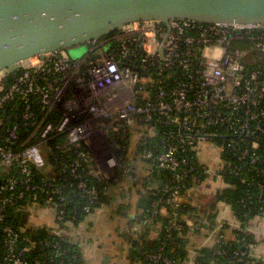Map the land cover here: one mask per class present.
Masks as SVG:
<instances>
[{"label": "built area", "instance_id": "obj_1", "mask_svg": "<svg viewBox=\"0 0 264 264\" xmlns=\"http://www.w3.org/2000/svg\"><path fill=\"white\" fill-rule=\"evenodd\" d=\"M115 31L89 42L79 58L54 50L0 69V264L74 263L75 256H68L59 242L72 221L64 219L66 196L56 180L63 174L75 178L87 200L83 211L89 213L99 194L79 172L81 162L95 164L93 174L114 181L129 172L115 155L118 147L109 143L101 118L115 121L120 140L136 135L140 146L145 144L141 158L151 160L160 175L162 195L150 199L140 225L151 224L167 204L173 208L168 233L200 232L211 235V244L222 241L218 225L207 229L204 216L177 214L193 170L191 160L182 156L187 149L199 157L205 178L226 186L228 174L243 183L251 180L264 210V183L257 179L264 175L259 167L264 162V23L174 18L168 24L132 21ZM109 40L116 52L100 51ZM154 131L160 133L157 150L146 146ZM61 133H67L69 147L80 149L83 143L88 151L76 150L69 164L56 156L58 165L52 167L45 147ZM205 146L220 147L213 166L200 161ZM252 200L247 192L241 202ZM33 211L51 212L54 226L7 223L8 217ZM41 229L57 239L39 237ZM240 254L234 253L237 260ZM142 255L150 264H171L163 246Z\"/></svg>", "mask_w": 264, "mask_h": 264}, {"label": "trees", "instance_id": "obj_2", "mask_svg": "<svg viewBox=\"0 0 264 264\" xmlns=\"http://www.w3.org/2000/svg\"><path fill=\"white\" fill-rule=\"evenodd\" d=\"M115 32H111L107 36L102 37L101 40L113 36ZM108 44H110V46H108ZM108 49H110V51L116 52V44L113 40H109L105 45H103L100 48V51L107 52ZM99 122L104 123V131H106L109 143L118 147L119 162L125 168L132 170L131 172H128L125 177L122 176L117 181H114L111 179H106L101 175L93 174V170H97V166L95 164H91L90 166V164H88L87 162H81L79 172L81 173L85 182L90 187L97 189L99 194L98 201L95 204L91 205V211L89 213H85L83 211V206L85 205L87 200L82 196L81 190L76 187L77 180L75 178L69 177L67 174L62 175L61 181L56 180L55 183L61 187L62 193L66 196V201L64 202L63 206L65 211L64 219L72 221V226L80 224L86 217L92 215L94 211H96V209L109 204V202L112 200L110 192H112L114 188L118 187L120 183H124L127 178L132 176L133 170H135L133 167H137L136 162H134L135 164H133L132 160L128 158L129 149L133 141H136L137 144L134 151H138V154H135V157H137L138 161L139 159L143 160L140 156L139 150L145 144L140 146L136 135L130 136L124 140H120L117 136L115 121L101 118ZM153 134L154 136H152L148 140V145L146 146H150L152 147V149L157 150L160 147V133L154 131ZM45 150L48 153V164L53 167L58 165V161L54 162V157L57 156L59 158V162L61 161L64 164H69L70 160L74 158L76 150L87 152L88 147L83 143L80 145V149L69 147L67 142V133H61L56 135L54 138H52V140H50L49 143H47ZM182 156L189 158L191 160V165L193 166L191 174L186 179L187 185L185 191L183 192L185 195V193L191 187H194L203 182L206 175L204 174L202 165L199 162V157L197 158L193 151L187 149L182 153ZM143 161L150 164L151 168L154 171L156 170L155 164L151 160ZM259 167L264 168V162L260 163ZM58 171L59 170L57 167L56 172ZM36 174L42 176L44 172L36 171ZM55 178L57 179V177ZM257 179H260L264 183V175L261 178ZM223 181L227 184V186L216 193L215 201H222L229 205L240 226L233 228L229 227V225L227 224L218 223L216 221V210H214V212H201L199 206L184 202L177 208V214L180 217L186 215L187 213L202 215L207 220L206 228L214 230L218 225L217 228L219 235L222 236V241L218 244H209L190 251V249L188 248V240L190 238V235L192 234H189L185 230L181 232L171 230L168 233L165 229L173 208L169 207L167 204L161 205L156 217L154 218V221L151 224L140 225L139 222L142 216L147 214L149 211L147 207L146 209L142 210L139 216H137L136 218H131L129 221V228L139 225L137 227V233L133 232V236H130L131 243L133 241L135 242L134 245L131 246L132 250L128 252V255L132 259L133 264H150V262L144 259L142 252H156L162 246L163 254L171 262V264H190L188 262L192 258L193 259L191 264H264V260L253 255L252 249L254 245H256V242L245 229V224H247L251 219L264 215V210L259 209V204L257 202V187L252 185L251 180V184L243 183L237 177L229 174L224 176ZM161 189L162 184L157 178L156 186L152 191L151 198L154 199L162 195ZM247 192H250L253 195L252 202H241V200L245 198ZM261 196H264V194ZM23 204L24 203H22L21 205ZM120 209L124 210L122 207ZM72 217H74V219H72ZM6 220L7 223L13 224L14 226L18 227L20 225H25L26 216H22V213H20L18 218H16V216H14V219H10L8 217ZM67 227L69 226H66L65 228ZM153 232H155V236H151ZM167 234H169V236ZM193 234L199 235L201 233L195 232ZM38 235L39 237L47 238L51 241L57 239L50 233L48 229L39 230ZM140 236H142V238H140ZM209 237H211V235H209ZM59 242L63 248H66L69 251L68 256H75L73 264H83L82 254L77 244L70 241L68 237H65V239L60 240ZM217 250L221 252L220 255L216 254ZM236 251L241 253L240 260H237V256H234V253ZM47 252H49V255H51V251ZM52 258L54 261H56L57 259L56 255H54Z\"/></svg>", "mask_w": 264, "mask_h": 264}, {"label": "water", "instance_id": "obj_3", "mask_svg": "<svg viewBox=\"0 0 264 264\" xmlns=\"http://www.w3.org/2000/svg\"><path fill=\"white\" fill-rule=\"evenodd\" d=\"M174 18L206 24L264 23V0H0V69L54 50L78 57L89 42L129 22L168 24ZM118 152L114 148L115 155ZM151 196L149 190L140 192L138 205L146 209Z\"/></svg>", "mask_w": 264, "mask_h": 264}, {"label": "crops", "instance_id": "obj_4", "mask_svg": "<svg viewBox=\"0 0 264 264\" xmlns=\"http://www.w3.org/2000/svg\"><path fill=\"white\" fill-rule=\"evenodd\" d=\"M136 152L132 155L135 157ZM200 161L213 166L217 162V152L205 146L200 153ZM130 162V161H129ZM132 176L127 178L118 187L110 192L112 200L109 204L96 209L94 213L86 217L80 224L67 228V237L78 245L82 254L83 264H133L128 252L132 250L130 236H133L132 228H129L131 218L139 216L143 210L138 205L140 192L153 191L156 186V170L151 165L144 163L133 167ZM226 187L219 179L205 178L200 184L191 187L184 195L185 203L199 206L201 212L217 211L216 221L229 227L236 228L239 225L232 209L226 203L215 201L216 193ZM123 188V189H122ZM122 189V190H121ZM126 208L121 210L120 208ZM119 210V212H118ZM43 214V213H41ZM48 214L46 222L37 223L49 227L54 226V215ZM34 226H40L39 224ZM246 231L253 237L256 245L252 249L255 257L264 260V216L251 219L245 224ZM155 236V232L151 234ZM229 237V235H228ZM208 234H192L188 240L190 251L211 244Z\"/></svg>", "mask_w": 264, "mask_h": 264}, {"label": "rangeland", "instance_id": "obj_5", "mask_svg": "<svg viewBox=\"0 0 264 264\" xmlns=\"http://www.w3.org/2000/svg\"><path fill=\"white\" fill-rule=\"evenodd\" d=\"M108 46H110V44H108ZM82 56V55H81ZM81 56H78V57H76V56H72V58H79V57H81ZM150 134H152V131H150ZM152 136H154V134L152 135ZM136 146H137V144H136V141H133L132 142V145L130 146V149H129V156H128V158L130 159V160H132V163L133 164H135L134 162H136V164H138V159H137V157H134V155H132L133 154V152H134V150L136 149ZM207 148H211L212 149V147H209V146H207ZM219 150H220V147H217L216 148V151L215 152H219ZM214 151V150H213ZM137 153L136 154H138V151H136ZM145 162L143 161V160H141V159H139V166H142L143 164H144ZM129 170V172H131V170L132 169H128ZM123 209H126L125 207L123 208ZM47 217H49V215L48 214H41V212H31V213H27V215H26V227H32L34 224H36L37 223V221H38V219H40V222L42 221H44V222H46L47 221ZM38 218V219H37ZM41 222V223H42ZM41 223H37V224H41Z\"/></svg>", "mask_w": 264, "mask_h": 264}]
</instances>
